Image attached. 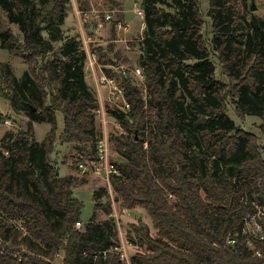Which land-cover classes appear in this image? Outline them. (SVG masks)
I'll use <instances>...</instances> for the list:
<instances>
[{
  "label": "trees",
  "instance_id": "trees-1",
  "mask_svg": "<svg viewBox=\"0 0 264 264\" xmlns=\"http://www.w3.org/2000/svg\"><path fill=\"white\" fill-rule=\"evenodd\" d=\"M207 1L213 49L237 83L235 110L242 116L247 105L262 121L261 136L226 115L228 89L209 59L199 1L142 0L145 29L130 50L140 49L148 100L130 73H116L130 110L104 101L107 116L124 131L111 138L116 154L110 161L122 174L110 180L115 201L123 211L141 207L155 231L127 225L130 264H264V244L249 246L240 235L244 217L255 204L264 206V20L251 16L242 25L230 0ZM71 5L0 0V49L27 65L18 79L0 62V96L27 118L24 130H8L0 139V244L23 243L29 254L49 260L61 249L62 264H125L113 253L104 255L118 241L107 189L93 192V212L83 221L84 206L73 193L88 176H61L50 162L57 142L79 153L76 162L93 158L100 137V101L85 78L82 42L67 37L53 47ZM56 113L63 119L58 141ZM34 124L50 127L41 142ZM73 169L78 172L77 164ZM234 235L230 247L226 242ZM49 263L0 253V264Z\"/></svg>",
  "mask_w": 264,
  "mask_h": 264
},
{
  "label": "rangeland",
  "instance_id": "rangeland-1",
  "mask_svg": "<svg viewBox=\"0 0 264 264\" xmlns=\"http://www.w3.org/2000/svg\"><path fill=\"white\" fill-rule=\"evenodd\" d=\"M141 1L142 0H71L72 5L67 10V20L60 27L59 32L61 33L59 34V38L56 39V42L53 43V47H59L61 41L67 37H76L81 42L83 41V39H87L88 37H91V39H96V41L87 45V49H95L98 62L104 65L101 70L107 73V75L114 76H116V73H121V71H126V74L130 73L132 79L142 93V99L144 100V102H147L148 90L144 85V73L141 72V74H143V81H140L133 73V70L135 68H139L138 57L140 49L138 46L135 47L134 50L126 49V45L129 41H134L137 44L136 38H140L141 36H143L145 27H143L141 24L142 20L133 12L135 10V5L139 7ZM198 1L203 21L202 34L206 46L208 47L210 52L209 59L215 66L216 78L225 86H227L228 89V95L226 96V115H228V117L234 121L235 125L238 128L248 133L261 136L258 134L257 130V127L262 122L261 119L250 114L248 112L247 105L244 106L245 113H243L242 116L239 115V113H237L235 110V106L232 100L235 94V86L237 83L229 79L228 76L224 73L218 55L213 49L212 38L214 34L212 30L211 20L207 16L208 1ZM229 2L231 3L235 11L236 16L234 18L236 23H241L242 25H244L243 18L248 20L251 16L259 17L264 20V0H230ZM251 6H254V10H251ZM95 11H100L102 13L110 12L112 15V19L110 20V22H106L104 27L101 28L97 33H95L97 24ZM120 23L121 25H124L122 23H125V25L128 24V30H124L123 27H121V29L118 28L117 25ZM109 24L112 25L111 28ZM0 62L8 63L13 74L18 79L21 78L22 74L25 71H27L26 64L22 63L19 59L12 57L7 51L2 49H0ZM105 65H111L113 68H106ZM101 70L95 69L94 73H85L86 81L88 82L90 87H93L94 90V87H96L99 82ZM90 89L93 90L92 88ZM96 90L95 92L97 93L99 100L104 96L106 98L105 91L100 89L98 95V92ZM102 106L104 107L105 104H102ZM1 117H3L4 120H0V137L8 130L18 131L25 129L27 118L23 116V114L15 115L13 113V110L10 108L7 100L0 96V119ZM95 119L97 122L96 125L98 133L100 132L99 138L106 137L109 141L108 153L110 158L112 159L111 154L114 148L111 138L112 136H120L115 121L108 116H106V119L104 121L102 117L100 118L98 115ZM5 120L9 121L10 125L3 124ZM56 122L57 129L55 133V141H58L57 136L60 134L63 128V119L61 114L59 113H56ZM49 129L50 127L47 124H36L34 132L37 142L44 139ZM259 144H261L262 147L264 146L263 136L260 137ZM114 153L115 151L113 152V156ZM262 156L264 157V154ZM78 157L79 153L74 151L71 145H60L59 142H57L54 148V153L50 157V162L52 163V165L60 169L59 172L61 176L69 175L80 180L83 177L75 169H73V167H75V165L77 164L75 160ZM86 176H88L87 181L81 185H78L74 189L73 193V196L80 202H82L84 206L81 214V219L83 221L87 220L93 212V192L98 188L104 187V181L100 177L97 178L91 176L90 174ZM107 192L109 194V202L112 206L113 216H115L116 222L118 221L117 242L119 244L124 243L125 238L126 240H128L125 236L127 225L147 226L150 233L152 235H155V231L152 227L150 218L148 217L145 210H143L141 207H135L131 210L123 211L120 203L115 201V194L112 187L110 188V190H107ZM168 197L169 200L173 199L170 196ZM103 202H105V200H103ZM100 216L104 218V215L102 213ZM123 235L125 236V238L123 237ZM20 241L21 236L18 237L17 243H19ZM23 247L26 248L23 243L17 246H4L0 244V253L11 257H13V254H22L21 262H28L29 260L36 258L38 260L50 262L49 264H62L64 260L65 253L61 249L58 250L49 260L43 258V256H35L33 254H29L27 250L25 251L22 249Z\"/></svg>",
  "mask_w": 264,
  "mask_h": 264
},
{
  "label": "built area",
  "instance_id": "built-area-1",
  "mask_svg": "<svg viewBox=\"0 0 264 264\" xmlns=\"http://www.w3.org/2000/svg\"><path fill=\"white\" fill-rule=\"evenodd\" d=\"M137 17H139L142 20V26L145 27L144 24V10L142 7H138L135 5V10L133 11ZM95 17L97 19L96 29L95 33H97L101 28L104 27L106 22H110L112 19V15L110 12L102 13L100 11H95ZM124 25L118 24L117 27L121 29V27L124 28V30H128V24L125 25V23H122ZM96 41V39H91V37H88L87 39H83L82 41V47L84 48L86 52V59L84 61V72H91L94 73L95 69H100L103 67L98 62L97 59V53L95 49H87V45ZM126 49L130 50V46L127 43ZM110 69L113 67L110 65L108 66ZM112 67V68H111ZM142 70L139 68H135L133 70V73L135 76L140 80L143 81L141 74ZM122 75H126V71H121ZM98 85L105 89L106 92V101L109 105L119 108L123 112H128L130 110V105L126 101L124 92L120 86V80L114 76V75H107V73L103 72L101 70V76L99 77ZM96 115H98L100 118L102 117L103 121L106 119L107 113L105 111V108L100 103L98 109H96ZM5 125H10V122L5 120L3 122ZM115 124L117 126V129L119 131V135L124 134L122 128L119 126V124L115 121ZM108 139L106 137L99 138L96 141L95 144V156L93 158L86 159L84 161H78L77 162V168L78 173L81 176L85 175H91L94 177H100L104 181V187L107 190H110L111 183L110 180L112 177H120L121 171L119 170L118 166L115 163H112L109 156V149H108ZM146 147V145H144ZM21 223V224H20ZM23 222H17L16 226L22 231L23 234L27 235V231L25 227L22 225ZM75 228L80 229L81 224L79 222L75 223ZM240 235L245 238V243L249 246L253 245V242H261L264 244V206L255 204V211L252 214H247L242 223ZM125 238V236L123 235ZM236 237L237 235H234V237L230 236L227 239V245L230 247L235 246L236 244ZM3 240L0 238V242ZM127 241V242H126ZM10 244H7L6 246H9ZM131 243L126 240L124 243H116L112 247H110L107 251H104V255H108L110 253L115 254L119 261L121 263L130 264L129 260V249L131 248ZM23 250H27L26 248H22ZM28 251V250H27ZM108 253V254H107ZM253 253L255 256L260 257L261 252L258 249H253ZM22 254H13V257L17 259L18 261L22 260ZM26 259V257H25Z\"/></svg>",
  "mask_w": 264,
  "mask_h": 264
},
{
  "label": "crops",
  "instance_id": "crops-1",
  "mask_svg": "<svg viewBox=\"0 0 264 264\" xmlns=\"http://www.w3.org/2000/svg\"><path fill=\"white\" fill-rule=\"evenodd\" d=\"M67 20V19H66ZM66 20H65V22H66ZM106 24V23H105ZM110 25V24H109ZM106 26H108V25H106ZM106 26H105V28H106ZM112 27V25H110V28ZM103 37V36H102ZM104 41V40H103ZM106 42H110V41H106ZM130 43V41L128 42V44ZM130 45V44H129ZM101 64V63H100ZM101 65H103V64H101ZM104 66V65H103ZM108 66H110V65H105V67L107 68ZM87 84H88V82H87ZM88 86H89V88H92L93 89V87H90V85L88 84ZM95 88V90H96V88H97V92H98V95H99V91H100V89H102L103 91H105V89L104 88H102L101 86H99L98 84L96 85V87H94ZM91 90V89H90ZM95 90L93 89L92 90V92L94 93V95L96 96V98H98V96H97V93L95 92ZM105 95H106V92H105ZM99 99V98H98ZM100 101V103H102V104H104V101H106V98H105V96L104 97H101V99L99 100ZM14 113V112H13ZM34 126V129H35V126H36V124H34L33 125ZM2 137V136H1ZM1 137H0V139H1ZM37 141V140H36ZM38 142H41V141H38Z\"/></svg>",
  "mask_w": 264,
  "mask_h": 264
},
{
  "label": "water",
  "instance_id": "water-1",
  "mask_svg": "<svg viewBox=\"0 0 264 264\" xmlns=\"http://www.w3.org/2000/svg\"><path fill=\"white\" fill-rule=\"evenodd\" d=\"M251 10H254V6H251Z\"/></svg>",
  "mask_w": 264,
  "mask_h": 264
}]
</instances>
